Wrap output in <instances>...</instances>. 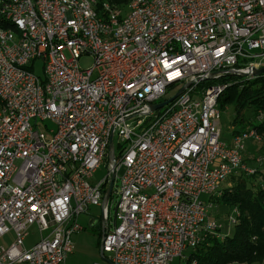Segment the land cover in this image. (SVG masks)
<instances>
[{
	"label": "built area",
	"instance_id": "built-area-1",
	"mask_svg": "<svg viewBox=\"0 0 264 264\" xmlns=\"http://www.w3.org/2000/svg\"><path fill=\"white\" fill-rule=\"evenodd\" d=\"M0 20V239L14 234L0 264H65L91 207L103 218L97 264H172L238 224V208L212 218L210 198L263 172L264 154L252 167L245 153L264 136L223 141L230 84L201 85L264 67V0H131L126 14L98 0H0ZM178 84L189 86L153 111Z\"/></svg>",
	"mask_w": 264,
	"mask_h": 264
},
{
	"label": "trees",
	"instance_id": "trees-1",
	"mask_svg": "<svg viewBox=\"0 0 264 264\" xmlns=\"http://www.w3.org/2000/svg\"><path fill=\"white\" fill-rule=\"evenodd\" d=\"M130 1L98 0V6L101 8L107 2L124 8ZM214 83L230 84L220 97L219 104L222 110L229 105L235 108L232 133L238 134L252 127L264 136V123L257 120L259 112L264 113V74L253 78L228 74L201 87ZM249 109L253 116L250 118L246 117ZM230 182L229 186H222L220 195L210 198V201L227 207L229 212L238 208L241 211L238 224L228 234L224 230V238L211 236L193 249L186 264H264V173L261 171L253 176L237 173Z\"/></svg>",
	"mask_w": 264,
	"mask_h": 264
},
{
	"label": "rangeland",
	"instance_id": "rangeland-1",
	"mask_svg": "<svg viewBox=\"0 0 264 264\" xmlns=\"http://www.w3.org/2000/svg\"><path fill=\"white\" fill-rule=\"evenodd\" d=\"M130 3V2H129ZM129 5V4H128ZM128 5L124 8V14L128 12ZM94 64V60L90 56H83L79 60V65L82 69L91 68ZM38 74H42L41 68L37 67ZM182 88V84H178L175 88L168 91V95L165 98H170L176 93L180 91ZM164 98V99H165ZM236 111L233 105H229L225 110H222L221 120H220V130H221V139L225 142L230 143L232 137V122L235 118ZM246 117L250 118L252 116L251 110L246 111ZM54 126V125H53ZM117 138L115 139V141ZM264 144H255L250 143L247 147V151L245 153V158L247 160V164L249 166L254 167L253 164V156H260L264 154ZM109 162L106 160L102 166L97 170L94 175V178L91 180L92 183L100 182L108 172ZM264 169V167H262ZM125 172L124 168H121L119 171V176H122ZM264 173V171H263ZM231 184L230 179L223 184V186L227 187ZM116 194L113 193L110 202V214L112 219L114 220V207L116 204ZM210 215L212 218L217 219L223 224H226L227 217L229 215V210L225 206H221L214 203L210 211ZM99 216L101 215V208L91 207L87 214H82L80 216V224L83 226L84 231L77 233L73 236V242L75 246L74 253L70 255V259L66 260L65 264H97L100 262V247H101V238L100 233L98 231H94L91 229L90 219L91 216ZM40 233L37 226H33L30 229V235L26 240V247L31 248L34 244L39 242ZM14 241V234L11 232L0 239V246H5L6 248L10 247ZM193 252V249H189L185 252L183 257L177 258L173 261L172 264H186L188 257ZM69 258V257H68ZM237 263V262H235ZM234 264V263H232ZM243 264V263H242ZM246 264V263H245Z\"/></svg>",
	"mask_w": 264,
	"mask_h": 264
},
{
	"label": "water",
	"instance_id": "water-1",
	"mask_svg": "<svg viewBox=\"0 0 264 264\" xmlns=\"http://www.w3.org/2000/svg\"><path fill=\"white\" fill-rule=\"evenodd\" d=\"M263 74H264V67L263 68H260V69H254L251 74L250 73H242V74H240V76L241 77H244V78H247V77H250V76L259 77V76H262ZM188 86L189 85H186L182 90H180L176 95H174L168 101L163 102V103H161L159 105L152 106L151 109L153 111H155L157 109H160V108L164 107L166 104L174 101L176 98H178L183 93V91L185 90V88H187ZM110 148L112 149V145L110 146ZM113 187H114V175L112 176L111 182H110V184L108 186V189L106 191L105 198H104V204H107L110 201L111 196H112V192H113ZM100 222L103 223V218H100L99 220H96L95 221V224H98V226L96 227V229L103 231L104 228H103L102 225H100Z\"/></svg>",
	"mask_w": 264,
	"mask_h": 264
},
{
	"label": "crops",
	"instance_id": "crops-1",
	"mask_svg": "<svg viewBox=\"0 0 264 264\" xmlns=\"http://www.w3.org/2000/svg\"><path fill=\"white\" fill-rule=\"evenodd\" d=\"M233 127V126H232ZM231 134H232V132H231ZM228 143V142H227ZM230 143H232V137H231V142ZM258 156V155H257ZM253 164H254V166H255V163H254V156H253ZM263 171H264V169H263ZM230 213H231V211H230ZM229 213V214H230ZM87 214V213H86ZM100 219V215L99 216H91V219H90V227H91V229L92 230H94V231H98L99 233H100V238H102V231L101 230H97L96 229V227L98 226V224H95V221L96 220H99ZM79 221H80V218H79ZM102 223L100 222V225H101ZM84 231V230H83ZM100 257H101V247H100ZM68 259H70V256H69V258H67V260ZM101 261V260H100Z\"/></svg>",
	"mask_w": 264,
	"mask_h": 264
},
{
	"label": "flooded vegetation",
	"instance_id": "flooded-vegetation-1",
	"mask_svg": "<svg viewBox=\"0 0 264 264\" xmlns=\"http://www.w3.org/2000/svg\"><path fill=\"white\" fill-rule=\"evenodd\" d=\"M101 225H103V224H101Z\"/></svg>",
	"mask_w": 264,
	"mask_h": 264
}]
</instances>
